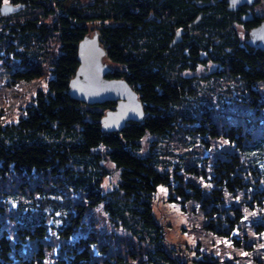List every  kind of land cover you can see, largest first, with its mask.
I'll use <instances>...</instances> for the list:
<instances>
[{"label": "trees", "instance_id": "trees-1", "mask_svg": "<svg viewBox=\"0 0 264 264\" xmlns=\"http://www.w3.org/2000/svg\"><path fill=\"white\" fill-rule=\"evenodd\" d=\"M207 2L209 0H92L91 5L83 7L78 6V0H0V8L3 4L17 7L8 15L0 13V51L5 49L18 54L16 47L22 46L20 61L28 66L16 70L14 75L20 80H33L42 76L44 61L50 58L49 65H52L46 89L36 91L24 115L15 123L0 126L2 181L16 186L18 193H28L31 201L41 196L45 199L44 187L50 183L48 176L55 185L61 182L63 187L70 185L74 191L83 192L87 204L103 203L116 226L131 230L139 241L148 244L150 250L145 251V255L152 264H184L172 256V250L165 249L163 230L152 210L157 187H168L183 200L198 203L205 215V230L230 239L235 246L240 245L239 237L243 240L245 228L249 226L250 243L255 244V250L264 257V151L261 144L249 145L241 125L216 122L209 119L211 113L205 106L196 107L200 115L194 114L197 121L190 132L194 131L201 139L199 145L216 150L213 141L219 139L225 141L226 146L224 154L211 163L210 176L204 172L207 183L212 184L208 194H203L201 187L186 182L177 172L156 167L154 156L139 153L140 140L146 135L173 134L181 130L180 120H191L171 109L196 95L194 79L183 77L181 72L195 70L200 62L208 60L218 64L214 78L225 76L237 81L241 85L237 100L253 115L264 112V107H258L264 105L258 97L264 88V48L241 43L231 26L236 20L249 30L259 23L264 19V0L252 2L250 21L239 19L244 10L233 17L224 1ZM38 5L45 8L43 14L53 12L50 23L39 16L18 19L12 15ZM92 29H96L94 36L89 35ZM178 31L180 40L170 46ZM88 35L104 52L107 62L114 65H109L103 78L125 83L139 101L138 105L128 104L124 108L133 116L119 131L103 128L111 126L113 118L110 116L117 111L118 100L87 104L68 93L69 80L79 65L78 45ZM49 37L56 38V51L48 47ZM106 112L110 113L107 119ZM102 159L119 169L116 187L105 193L100 186L103 171L97 168ZM88 163L93 167L91 174L85 175ZM198 167L196 164L186 170L197 176ZM38 175H44V180L36 181L34 188L29 186ZM169 200L174 202L172 197ZM83 207L82 203L76 205V224L81 223ZM4 209L0 203V264H44L41 244L46 235L44 223L17 227L14 231L17 234L10 238L2 222ZM62 232L64 238L70 237L69 224ZM20 241L31 246L28 257L20 256L23 254L13 248L12 245ZM90 241L86 238L74 242L63 250L57 263L96 264L92 260ZM123 262L117 259V263ZM195 263L218 264V261L203 256Z\"/></svg>", "mask_w": 264, "mask_h": 264}, {"label": "rangeland", "instance_id": "rangeland-1", "mask_svg": "<svg viewBox=\"0 0 264 264\" xmlns=\"http://www.w3.org/2000/svg\"><path fill=\"white\" fill-rule=\"evenodd\" d=\"M79 5L87 7L92 4V0H78ZM210 3L207 2L206 4ZM48 4V3H47ZM210 4H214L211 2ZM20 9V8H19ZM18 9V10H19ZM45 8L38 5L34 8L23 9L22 14L14 12V18L23 19L27 16H39L46 23H50L54 17L53 12L49 11L43 14ZM10 16V15H9ZM233 20V19H232ZM233 26L240 42L248 39L246 29L242 24L234 20ZM96 29L90 30L89 35L94 36ZM48 47L57 50L55 37H49ZM93 45H89L88 60L90 62ZM18 54L12 51H0V126L4 127L17 122L18 118L25 113L26 106L34 97L36 91L46 89V81L50 76L49 60L43 62V74L33 80L19 79L14 75L16 70H24L27 65L22 63L23 53L20 51L22 46H17ZM28 55V54H27ZM42 57L43 55H39ZM202 57L204 58L203 54ZM100 63L106 64V69L110 67L104 54L100 57ZM114 67V65H111ZM90 67H93L92 65ZM218 64L213 61L200 62L195 70H182L183 77H192L193 85L196 88V95L189 97L179 105L172 107L171 111L179 116H185L188 119L180 120L181 130L164 137L146 135L140 140V151L142 155L154 156L156 167L159 169H169L181 175L186 182H191L197 187H201L203 194H208L212 184L207 183V176L212 173L211 163L213 160L223 155L226 146L223 140H214V149L209 142L210 149L201 145V139L190 132V128L197 121L194 114L199 116V109H209V119H214L220 123L235 122L242 126L243 135L249 145L255 143L261 144L264 151V112L253 115L252 112L237 100V90L241 86L237 81L228 77L215 79L217 75ZM102 71H96L94 74H100ZM14 81H17L14 83ZM88 78L85 89L95 95H108L109 89L113 87V81H100L98 84H92ZM262 89H264L262 87ZM256 89L260 100L264 102V90ZM248 96L246 92L243 93ZM258 102V98L256 100ZM213 106L214 108H209ZM263 108L264 105L258 106ZM132 112H125V115H131ZM212 116V117H211ZM185 129H188L186 131ZM183 130L187 132L184 133ZM189 133V134H188ZM192 133V134H190ZM223 143V144H222ZM200 144V145H199ZM206 161V162H205ZM204 163H206L204 165ZM196 164L199 166V174L196 176L186 169ZM81 168V165L77 166ZM92 167L89 163L85 170V175H90ZM98 170L103 171L101 183L102 192H108L116 187L118 182L119 169L108 160L99 161ZM263 174H264V169ZM44 175H38L34 182L29 186L35 187V182L44 180ZM50 183L44 187L45 199L41 196L38 200L31 201L27 195L18 193L16 186L6 184L0 178V203L4 209L2 222L6 226L7 233L11 238L16 234V228H22L28 224H39L43 222L46 235L42 239L43 253L45 255L44 264H58V258L63 254V250L68 248L74 242L87 240L90 238V250L92 251V260L96 264H119L117 259L124 260L121 264H152L148 261L145 251L150 250L148 244L139 241V238L132 234L131 230L121 226H116L103 208V203L95 206L86 203L82 191H74L69 186L63 187L61 182L58 185L53 184V179L48 176ZM209 179V178H208ZM176 185V184H173ZM69 188V189H68ZM56 198L53 199V195ZM174 200V202L169 199ZM58 201V205L57 202ZM186 202V203H185ZM84 204L83 216L79 219L80 224L75 223L78 219L76 205ZM36 205V206H35ZM152 210L157 223L163 230L162 241L167 250H172V256L178 258L184 264H196L197 259L203 256L217 260L218 264H264L262 252L255 250V244L250 243V227L245 228L243 240L240 239L239 246L232 244L230 239L223 238L205 230V215L199 208V204L191 201L187 202L179 197L175 191L168 187L159 186L153 195ZM69 214V215H68ZM247 214V213H246ZM247 216H251L247 214ZM69 222V223H67ZM69 224L71 235L64 238L63 227ZM247 241L245 240V238ZM17 238L15 237V240ZM12 240V239H11ZM246 241V243H245ZM12 243L13 240H12ZM18 245H12L19 251L20 256H29L31 246L27 242ZM96 243V244H94ZM253 246V249H250ZM249 249V250H248ZM108 261V262H106Z\"/></svg>", "mask_w": 264, "mask_h": 264}, {"label": "water", "instance_id": "water-1", "mask_svg": "<svg viewBox=\"0 0 264 264\" xmlns=\"http://www.w3.org/2000/svg\"><path fill=\"white\" fill-rule=\"evenodd\" d=\"M228 4V8L230 10H235L238 6L242 5H250L253 0H226ZM17 7H13L10 4H3L0 8L1 14H10L11 12L15 11ZM252 14L245 15L240 18L242 21H250L252 20ZM180 31L175 34L174 40L171 42L170 46L173 45L175 42L180 40ZM248 39L244 41L246 45L251 48L263 49L264 48V19L260 20L255 26H252L248 33ZM89 45H93L91 60L89 62L88 56V49ZM104 54L101 48L97 45V43L91 39L88 35L86 36L83 41L78 45V54L77 58L79 61V65L74 73V76L69 80L68 84V93L71 97L78 101L85 102L87 104H98L104 101H113L118 100L119 106L116 112H113L110 117L113 118L110 127H104L106 130H113L119 131L120 126L127 120L133 116L125 115V110L127 106L133 104L138 105L139 101L132 95L131 91L129 90L128 86L125 83L121 82H113L109 89L110 93L108 95H95L91 91L85 89L87 79L89 78L92 84H98L100 81H105L103 78V74L106 70V64L100 63V57ZM93 67H90V66ZM96 71H102L100 74H94ZM100 80V81H99ZM129 104V105H128ZM121 106V107H120ZM126 107V108H125ZM121 108V109H120ZM125 108V109H124ZM110 113L106 112L105 119L108 118ZM120 114V115H119ZM104 121H102L103 125Z\"/></svg>", "mask_w": 264, "mask_h": 264}, {"label": "flooded vegetation", "instance_id": "flooded-vegetation-1", "mask_svg": "<svg viewBox=\"0 0 264 264\" xmlns=\"http://www.w3.org/2000/svg\"><path fill=\"white\" fill-rule=\"evenodd\" d=\"M209 1H210V3H211V2L218 3V2H223V1H224V4H225V6H226V9H227L230 13L233 14V17L235 16V13H238L240 10H244L243 13H240V17H239V19H240L241 17L245 16V15L252 14L251 11H250V7H251V5H242V6H238L235 10H230V9L228 8V4L225 2L226 0H209Z\"/></svg>", "mask_w": 264, "mask_h": 264}]
</instances>
